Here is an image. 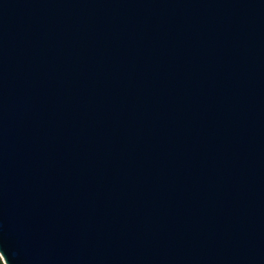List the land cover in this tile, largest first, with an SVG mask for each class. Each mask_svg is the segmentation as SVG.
<instances>
[{
    "label": "water",
    "instance_id": "water-1",
    "mask_svg": "<svg viewBox=\"0 0 264 264\" xmlns=\"http://www.w3.org/2000/svg\"><path fill=\"white\" fill-rule=\"evenodd\" d=\"M4 264H264V0H0Z\"/></svg>",
    "mask_w": 264,
    "mask_h": 264
},
{
    "label": "trees",
    "instance_id": "trees-1",
    "mask_svg": "<svg viewBox=\"0 0 264 264\" xmlns=\"http://www.w3.org/2000/svg\"><path fill=\"white\" fill-rule=\"evenodd\" d=\"M0 264H4L3 261H2V259H1V257H0Z\"/></svg>",
    "mask_w": 264,
    "mask_h": 264
}]
</instances>
